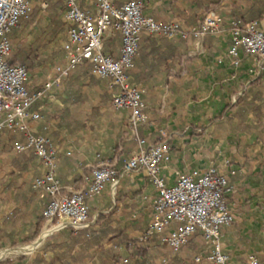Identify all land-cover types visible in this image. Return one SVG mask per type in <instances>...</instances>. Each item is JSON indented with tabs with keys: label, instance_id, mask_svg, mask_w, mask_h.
Segmentation results:
<instances>
[{
	"label": "crops",
	"instance_id": "1",
	"mask_svg": "<svg viewBox=\"0 0 264 264\" xmlns=\"http://www.w3.org/2000/svg\"><path fill=\"white\" fill-rule=\"evenodd\" d=\"M92 1L85 0L82 5L93 7ZM125 1L114 0L117 5ZM142 1L144 14L163 21L179 18L184 28L199 24L210 10L207 9L210 4L202 5V0ZM255 1L259 0H220L212 8H216L219 18L228 23L226 19L241 15L257 18L256 15L250 17ZM32 11L17 26H23L21 23ZM256 20L264 28V13ZM14 28L9 34L10 58L14 53L11 39ZM115 36L119 37V42L113 52L106 48L105 51L118 57L121 34L108 32L105 43ZM229 45L227 31L189 39L144 34L131 70L132 81L142 89L149 115L148 122L141 124L139 131L149 144L162 140L169 142L170 159L162 163L160 171L168 184L176 181L178 173H202L211 166L226 174L229 180L226 197L234 223L221 231L222 250L233 261H244L247 255L255 254L264 263V72L253 71L256 66L250 56H243L240 65L236 66L227 55ZM21 57L17 54L15 58L20 62ZM32 70L33 86L37 87L46 68ZM68 76L42 103L46 122L33 124L36 131L46 133L59 149L57 176L64 192L84 187V181L80 182L79 177L100 163H112L120 171L136 147L128 125V111L116 110L112 101L98 98L94 108H86L82 113L75 96L69 97L71 89L64 86ZM79 78L88 77L81 74ZM108 91L111 94L109 88ZM44 124L46 130L42 129ZM70 125L73 128L71 134ZM9 168L7 174L0 168V251L28 243L25 242L27 239L36 242L47 229L41 230L42 226L37 229V223L48 196L31 186L33 177L40 172L39 163L35 159L19 177L10 175ZM110 187L113 188L111 183L107 189ZM105 192L88 199L90 217L91 210L95 212L90 226L95 225L99 214L111 215L113 227L119 226L130 238H137L151 221L157 195L154 184L141 171L123 179L110 202L102 198ZM68 234V229L51 231L32 252L33 258L17 261L3 258L0 264H32L36 256L46 264L53 254L45 250L44 245L63 243ZM111 241L105 245V251L111 248ZM160 244L158 236L149 243L144 258L146 264H158L161 256H173L171 260L175 264H209L195 262L197 256H205L211 251L200 234L194 235L176 255L161 249ZM74 251L78 253L79 248ZM123 252L129 254L124 247L119 248L117 264L123 261L120 259ZM85 256L84 261L73 264L99 263L95 249H90Z\"/></svg>",
	"mask_w": 264,
	"mask_h": 264
},
{
	"label": "built area",
	"instance_id": "2",
	"mask_svg": "<svg viewBox=\"0 0 264 264\" xmlns=\"http://www.w3.org/2000/svg\"><path fill=\"white\" fill-rule=\"evenodd\" d=\"M55 0H36L41 11H46ZM64 11L65 38L61 44L64 62L42 73L33 86V77L21 63H10L12 29L33 9L32 0H0V136L6 132L18 135L10 143L17 154L29 150L39 163L40 172L31 186L48 196L42 211L44 227L81 229L89 227L88 199L102 194L109 183L116 189L119 183L136 172H144L157 189L152 217L148 227L136 238L142 244L160 237V248L172 255L180 252L190 239L200 234L211 251L197 256L195 262L209 264H264L255 254L244 261H233L222 250L221 231L234 223L232 208L227 200L229 180L218 167L204 172L178 173L176 181L168 184L161 176V165L170 159L167 140L147 143L140 135L139 126L148 122L142 89L131 78L134 59L144 34L169 39L204 38L208 33L227 31L230 45L227 55L239 66L243 56L254 59L255 69L264 72V28L256 19L243 23L239 18H219L211 8L204 19L189 28L179 18L168 21L156 19L143 12L142 0H126L117 5L114 0H93V7L82 5L85 0H59ZM108 32L121 34L120 55L105 51ZM90 64L93 76L107 82L116 110L128 111V125L136 147L118 169L108 162L93 166L82 174L84 187L63 191L58 180V147L46 133H39L34 123H45L42 103L59 87L64 78L84 63ZM43 130L47 125H43ZM119 172V175L117 176ZM234 172V171H233ZM173 257V256H172ZM171 256H161L158 264H170ZM121 264H129L124 259Z\"/></svg>",
	"mask_w": 264,
	"mask_h": 264
},
{
	"label": "trees",
	"instance_id": "3",
	"mask_svg": "<svg viewBox=\"0 0 264 264\" xmlns=\"http://www.w3.org/2000/svg\"><path fill=\"white\" fill-rule=\"evenodd\" d=\"M205 2L209 3L210 5H216L220 2V0H202L201 4L204 5ZM60 3L61 1H56L53 4H51V6L48 8L51 11L49 13V22L51 23L57 22L59 14L58 12H56V8L60 5ZM253 6H254L252 9L253 11L251 13L253 15H251L250 17L254 15H256L257 18L261 17L264 13V0L255 1ZM59 8L61 7L59 6ZM207 9H210L209 6H207ZM237 18L241 19L243 23L253 19H257V18H248L245 15L238 16ZM56 30L57 29H54L53 32L55 33ZM118 42H119L118 36H115V38L107 39L105 43L106 50L112 53L113 49L115 48ZM20 53L21 54L15 51L13 53L12 58H10V63L24 64L28 68V70L31 71L35 65L32 57L29 55V52L24 55H22V52ZM17 54L22 56L20 58L22 59L20 62H18L17 58H15ZM79 66H82V71H85L84 73L85 76L92 74L89 63L85 62L84 64H81ZM66 111L70 112L69 110ZM66 111L65 113L67 114ZM4 135H8L9 141L7 143L9 144L4 143L3 141L0 140V147L1 150L2 149L8 150L9 148H11L10 145L11 141L17 138L18 135L12 132H6ZM34 160H35V156L29 150L15 154V156L11 159L10 162L11 169L9 170V174L17 177L21 176L22 172L27 170L34 163ZM89 171H86L85 173H88ZM118 175L119 172L117 176ZM78 180L80 182L84 181V179H82V175L79 177ZM43 223H44V218L39 217L37 223V229L38 227L42 226ZM66 229L69 230V234L65 242L46 243L44 245V249L49 250L53 254V258L46 264H73L77 262H82L85 260L86 258L85 255L88 254V251L90 249H95L99 254L98 264H117L119 258L118 249L121 247H124L129 251V257L132 259V261L129 260V264H146L144 258L150 248L149 243L142 244L136 238H130L127 235L126 231L121 227L119 226L113 227L111 223V215L106 216L104 214H99L94 226H89L87 228H81V229H72V228H66ZM37 234L38 231L36 230L35 236ZM110 240H113L111 241L112 246L110 249L105 251V245ZM25 242H30V239H27ZM76 247L79 248L78 253H75L74 251ZM32 264H45V261H43L41 258L36 256ZM170 264H175L173 262V259L171 260Z\"/></svg>",
	"mask_w": 264,
	"mask_h": 264
},
{
	"label": "rangeland",
	"instance_id": "4",
	"mask_svg": "<svg viewBox=\"0 0 264 264\" xmlns=\"http://www.w3.org/2000/svg\"><path fill=\"white\" fill-rule=\"evenodd\" d=\"M32 1H33V11L31 15L29 16L28 19L24 20L21 23L23 26H17L16 28H14L12 32V35H11L12 50L13 52L15 51L19 52V54H21L20 52H22V55L29 52V55L34 60L33 62L35 65L34 66L35 69L43 70L46 68V70L47 69L50 70L56 63L64 62V55L61 49V44L65 38V33H66L65 23L63 21L64 20L63 7L61 6V3H60L59 6L61 8H59V6L56 8V12H58L59 14L58 20L55 23H51L49 22V13L51 11L49 9H47L46 11H41L37 5L36 0H32ZM209 7L211 9L214 6L210 5ZM54 29H57L55 33L53 32ZM32 71L33 70H31V72ZM84 73L85 71H82V66H78L74 71L71 72V74L68 76V78L64 82V86L71 89L70 92L72 93L70 94L69 97L73 99V97L75 96L76 102H78L79 106L82 107V113L85 112L86 108L88 109L92 107L94 108L93 104L96 100H98V98H102V100L104 101H112V96L108 91L106 82L93 76L92 74L87 75L86 77L88 78H85L84 80H82L79 78V76L81 74L84 75ZM94 87L99 88L102 91L100 92L99 90H96ZM68 103H71V101ZM86 115L82 114V116H86ZM71 121H72V118L70 117V122ZM72 129L73 128L71 126L70 134L72 133ZM0 140L3 141L4 143H7L9 141V137L8 135H3V136H0ZM2 154H4L3 157H2ZM14 156H15V153L11 150V148H9L8 150H3V149L1 150V147H0V168L1 169L4 168L6 174L8 173V168H9V165L11 164L10 163L11 159ZM114 190L116 189L110 187L103 194L102 198L104 200L107 199L108 202H110V198L112 200V197L115 196ZM94 215H95V212L91 210V219H93ZM58 228L59 227H55L54 225L53 227H47V229H44V231L51 232V231L57 230ZM41 230H42V227H41ZM34 240L28 243H21L19 245H16L15 247H11V248L7 247L4 249H1L0 253L6 250H18L23 247H27L29 245H32L34 243L33 242ZM128 255L129 254L123 252V254L120 255V259L124 260L123 258H127ZM33 256H34L33 253L31 255L29 254L27 255H8L4 257V259H11V260L17 261V260H22V259H31L33 258ZM153 258H155L154 254H153ZM128 259L132 261L130 257H128Z\"/></svg>",
	"mask_w": 264,
	"mask_h": 264
},
{
	"label": "bare ground",
	"instance_id": "5",
	"mask_svg": "<svg viewBox=\"0 0 264 264\" xmlns=\"http://www.w3.org/2000/svg\"><path fill=\"white\" fill-rule=\"evenodd\" d=\"M49 233H50L49 231H44V233L39 237V239L36 242H34L32 245L26 248L18 249V250H6L1 252L0 258H4L8 255L31 254L38 246H40L44 242V239L48 236Z\"/></svg>",
	"mask_w": 264,
	"mask_h": 264
},
{
	"label": "water",
	"instance_id": "6",
	"mask_svg": "<svg viewBox=\"0 0 264 264\" xmlns=\"http://www.w3.org/2000/svg\"><path fill=\"white\" fill-rule=\"evenodd\" d=\"M3 258H0V260H2Z\"/></svg>",
	"mask_w": 264,
	"mask_h": 264
}]
</instances>
